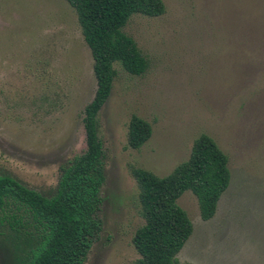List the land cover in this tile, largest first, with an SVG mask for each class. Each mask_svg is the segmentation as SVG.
<instances>
[{"label": "rangeland", "instance_id": "rangeland-1", "mask_svg": "<svg viewBox=\"0 0 264 264\" xmlns=\"http://www.w3.org/2000/svg\"><path fill=\"white\" fill-rule=\"evenodd\" d=\"M163 1L165 14H133L124 28L150 66L134 76L115 63L99 114L101 231L85 264H138L146 221L132 169L170 174L202 133L229 156L231 182L206 221L192 191L179 198L194 225L179 264H264V0ZM94 63L67 0H0V175L56 193L61 168L87 150ZM133 115L153 127L140 149L128 143ZM4 230L0 264H19L27 248Z\"/></svg>", "mask_w": 264, "mask_h": 264}, {"label": "trees", "instance_id": "trees-1", "mask_svg": "<svg viewBox=\"0 0 264 264\" xmlns=\"http://www.w3.org/2000/svg\"><path fill=\"white\" fill-rule=\"evenodd\" d=\"M78 13L86 43L94 58L97 90L85 108L87 150L61 168L56 193L46 197L11 175H0V232L22 251L19 264H85L99 237L105 183L104 144L99 114L117 76L115 63L131 75L149 69V59L124 28L133 14L158 17L166 13L163 0H67ZM152 124L133 115L128 143L140 149L152 136ZM140 186L145 224L133 243L141 255L138 264H179L178 254L194 231L178 200L185 191L198 198L203 220L213 218L231 182L229 156L216 140L202 133L190 157L166 176L133 168Z\"/></svg>", "mask_w": 264, "mask_h": 264}, {"label": "crops", "instance_id": "crops-1", "mask_svg": "<svg viewBox=\"0 0 264 264\" xmlns=\"http://www.w3.org/2000/svg\"><path fill=\"white\" fill-rule=\"evenodd\" d=\"M218 205H219V204H218ZM217 211H218V209H217ZM216 214H217V212H216ZM216 214H215V215H216ZM205 221H206V220H205Z\"/></svg>", "mask_w": 264, "mask_h": 264}]
</instances>
